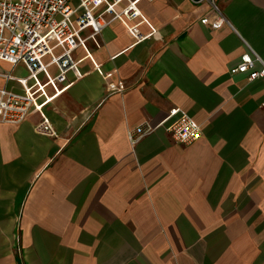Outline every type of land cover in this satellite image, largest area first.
<instances>
[{"label": "crops", "instance_id": "crops-1", "mask_svg": "<svg viewBox=\"0 0 264 264\" xmlns=\"http://www.w3.org/2000/svg\"><path fill=\"white\" fill-rule=\"evenodd\" d=\"M216 3L232 29L200 25L207 5L140 0L137 36L113 22L42 115L0 124V264H264V80L230 74L246 45L264 60V0ZM175 109L198 141L159 127L131 144Z\"/></svg>", "mask_w": 264, "mask_h": 264}, {"label": "built area", "instance_id": "built-area-1", "mask_svg": "<svg viewBox=\"0 0 264 264\" xmlns=\"http://www.w3.org/2000/svg\"><path fill=\"white\" fill-rule=\"evenodd\" d=\"M140 0H0V61L13 68L22 67L28 75L16 78L11 74L7 81L15 82L20 92L0 88V124L18 126L26 121L32 111L42 115L45 106L68 88L67 73H78L74 53L86 42L92 41L99 48L97 38L113 22L121 25L133 36L138 35V26L147 23L141 16L137 4ZM193 6L207 5L212 19L204 16L200 25L217 31L223 26L232 29L224 17L216 0H188ZM138 19L140 23L133 24ZM152 29V28H151ZM90 34L80 38L83 31ZM237 65L230 70L231 75L245 76L248 83L264 80V60L246 45ZM57 52V54H55ZM48 58L46 64L43 60ZM87 58L93 62L92 57ZM56 73L50 76L49 69ZM44 81V82H43ZM66 85L60 89L59 85ZM49 87L53 95L46 93ZM117 93H122L118 90ZM264 112V102L260 104ZM164 128L172 141L181 146H189L202 136V129L186 113L175 109L156 128L144 123L128 134L131 144H136L157 128ZM42 135L52 136L48 120L37 128Z\"/></svg>", "mask_w": 264, "mask_h": 264}, {"label": "rangeland", "instance_id": "rangeland-1", "mask_svg": "<svg viewBox=\"0 0 264 264\" xmlns=\"http://www.w3.org/2000/svg\"><path fill=\"white\" fill-rule=\"evenodd\" d=\"M55 54H57V52ZM7 70H9L8 66L0 64V72H4ZM12 73L15 75V77H18V78H25L28 75L26 70H24L23 68H17V69L13 68ZM49 74H50V76H54L55 75V69L51 68L49 70Z\"/></svg>", "mask_w": 264, "mask_h": 264}]
</instances>
